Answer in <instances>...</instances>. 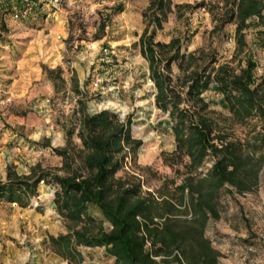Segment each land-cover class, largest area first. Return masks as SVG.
Masks as SVG:
<instances>
[{
	"label": "rangeland",
	"instance_id": "rangeland-1",
	"mask_svg": "<svg viewBox=\"0 0 264 264\" xmlns=\"http://www.w3.org/2000/svg\"><path fill=\"white\" fill-rule=\"evenodd\" d=\"M172 1V12L163 28L157 29L156 40H182L184 60H174L171 70L173 84L184 98L181 107L188 108L186 80L195 70L213 71L226 63L239 73L250 56L257 62L256 78L264 79V49L256 45L253 27L244 28L248 44L242 49L237 46L238 18L227 21L232 6L226 1L231 0ZM149 3L36 0L10 8L0 0L3 180L10 168L29 175L37 164L52 173L71 171L84 156L79 137L83 116L108 109L121 122L130 119L132 136L140 140L135 149L132 142L116 154L122 158L116 176L140 181L144 193L174 192L172 180L176 185L182 182L188 157L178 165L167 161L176 148L171 106L165 110L157 105V87L140 46L147 26L143 13ZM177 3L195 7L176 9ZM106 47L111 52L105 53ZM105 56L111 62L103 61ZM109 67L113 70L106 79ZM97 77L103 80V89H94ZM112 82L119 89L109 90ZM203 96L211 103L209 115L243 138L249 127L221 103L222 95L211 85ZM249 120L251 124L260 121L257 117ZM66 147L72 159L63 158L55 149ZM212 164L213 159H208L202 171L207 172ZM57 188L55 182L41 181L38 193L22 196L19 202L0 200V264H114L115 258L104 247L81 246L82 256L77 259L54 250L50 236L68 232V222L55 203ZM219 204L221 216L211 218L206 228L222 254L218 264H264V169L255 191L231 195L223 190ZM88 213L109 228L97 207L91 206Z\"/></svg>",
	"mask_w": 264,
	"mask_h": 264
},
{
	"label": "trees",
	"instance_id": "trees-1",
	"mask_svg": "<svg viewBox=\"0 0 264 264\" xmlns=\"http://www.w3.org/2000/svg\"><path fill=\"white\" fill-rule=\"evenodd\" d=\"M27 1L36 0H4V6L23 7ZM226 2L232 6L227 21L238 18L237 46L242 49L248 44L244 28L253 27L255 43L264 49V0ZM172 6V0H150L143 13L147 26L140 46L157 87V105L165 110L171 106L176 148L167 161L178 165L188 157L182 182L176 185L172 180L174 192L161 196L152 191L144 193L140 181L116 176L122 160L116 154L132 142L135 149L140 140L132 136L130 119L121 122L117 113L108 109L83 116L79 137L84 156L71 171L52 173L37 164L29 175L10 168L6 180L0 176V200L9 202L38 193L41 181L58 185L55 203L68 222V232L51 235L50 244L68 259L81 257L79 248L83 246L104 247L115 258L114 264H218L222 254L206 235V228L211 218L221 216V192L245 194L260 185L264 169V79L255 76L257 62L247 56L239 73L226 63L213 71L203 68L191 72L186 80L188 108L181 107L184 98L173 84L171 70L174 60H184L182 40H156L157 29L163 28ZM211 85L222 95L221 103L240 123L248 125L243 138L234 136L230 127H221L209 115L211 103L203 94ZM249 117L260 121L251 124ZM55 149L63 158L72 159L67 147ZM208 159H213V164L204 173ZM91 206L99 209L109 228L88 213Z\"/></svg>",
	"mask_w": 264,
	"mask_h": 264
},
{
	"label": "crops",
	"instance_id": "crops-1",
	"mask_svg": "<svg viewBox=\"0 0 264 264\" xmlns=\"http://www.w3.org/2000/svg\"><path fill=\"white\" fill-rule=\"evenodd\" d=\"M149 5V4H148ZM158 41H160V40H158ZM165 43H168V42H165ZM102 60L103 61H105L106 63H109V62H111V58L109 57V56H105L104 58H102ZM103 66H105V65H103ZM110 69H108V71H106L105 72V75H106V79L108 78L107 77V75H109L110 74V72L113 70V67H109ZM110 76H112V75H110ZM97 78H99L100 80H101V82L103 81L100 77H97ZM111 78V77H110ZM110 80V79H109ZM109 90H116V89H119L118 88V86L114 83V82H112V83H109V85H108V87H107ZM118 92V91H117Z\"/></svg>",
	"mask_w": 264,
	"mask_h": 264
},
{
	"label": "built area",
	"instance_id": "built-area-1",
	"mask_svg": "<svg viewBox=\"0 0 264 264\" xmlns=\"http://www.w3.org/2000/svg\"><path fill=\"white\" fill-rule=\"evenodd\" d=\"M104 52L105 53H109L111 52L109 48H104ZM101 80L99 78H94L93 82H92V85L94 87V89H103L104 86L101 84Z\"/></svg>",
	"mask_w": 264,
	"mask_h": 264
}]
</instances>
